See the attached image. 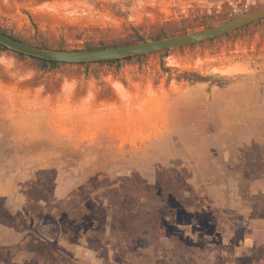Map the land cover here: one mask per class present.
Masks as SVG:
<instances>
[{"label": "rangeland", "instance_id": "1", "mask_svg": "<svg viewBox=\"0 0 264 264\" xmlns=\"http://www.w3.org/2000/svg\"><path fill=\"white\" fill-rule=\"evenodd\" d=\"M263 7L0 0V30L85 49ZM247 214L264 217V18L115 63L51 68L0 51V259L221 264L234 260L232 233ZM216 248L228 255L212 257Z\"/></svg>", "mask_w": 264, "mask_h": 264}, {"label": "water", "instance_id": "2", "mask_svg": "<svg viewBox=\"0 0 264 264\" xmlns=\"http://www.w3.org/2000/svg\"><path fill=\"white\" fill-rule=\"evenodd\" d=\"M262 18H264V7L237 16L231 20L211 26L209 28L189 32L178 36L91 50H53L37 48L15 41L2 33H0V45H2L11 52L40 59L43 61H51L62 64L97 63L158 52H165L176 48L211 40L213 38L225 35L236 29L256 22Z\"/></svg>", "mask_w": 264, "mask_h": 264}, {"label": "flooded vegetation", "instance_id": "3", "mask_svg": "<svg viewBox=\"0 0 264 264\" xmlns=\"http://www.w3.org/2000/svg\"><path fill=\"white\" fill-rule=\"evenodd\" d=\"M254 213V212H253ZM255 214V213H254ZM262 214L255 216H242V226H234V260L228 262L223 260L221 264H264V217ZM214 255H228L227 251L222 248H216ZM220 263V261L218 262ZM0 264H24V262H16L9 259H0Z\"/></svg>", "mask_w": 264, "mask_h": 264}, {"label": "trees", "instance_id": "4", "mask_svg": "<svg viewBox=\"0 0 264 264\" xmlns=\"http://www.w3.org/2000/svg\"><path fill=\"white\" fill-rule=\"evenodd\" d=\"M263 19V18H262ZM261 20V19H260ZM259 21V20H258ZM249 25V24H248ZM247 26V25H246ZM35 27V26H34ZM0 33L8 36L9 38L15 40V41H18V42H21L23 44H26V45H30V46H33V47H37V48H45V49H53V50H65L64 47H62L61 44H52L46 40H35L34 42H29L27 40H24V39H21L17 36H14V35H11V34H8L6 33L5 31L3 30H0ZM162 38H167V36H162V37H156V38H153L152 40H159V39H162ZM146 40L144 39H138L137 41L135 42H131V43H124V44H118V45H112V46H104V45H100V46H91V45H88V46H85V49H88V50H91V49H99V48H109V47H115V46H120V45H128V44H134V43H140V42H144ZM0 51H9L8 49H6L5 47H3L2 45H0ZM167 52V51H165ZM14 53V52H13ZM17 54V53H15ZM20 58H29V59H34V60H37V61H40L42 62L43 64H46L48 66H50L51 68L53 67H56L57 65L59 64H62V63H57V62H51V61H43V60H40V59H36V58H32V57H29V56H25V55H22V54H17ZM143 55H140V56H136V58H140L142 57ZM131 58H134V57H128V58H124L123 60H129ZM120 60L122 59H118V60H110V61H103V62H97V64H104V63H115V62H119ZM89 63H82V65H87Z\"/></svg>", "mask_w": 264, "mask_h": 264}]
</instances>
